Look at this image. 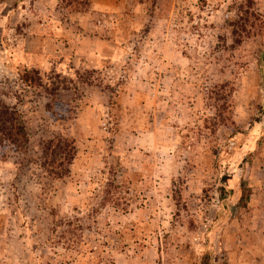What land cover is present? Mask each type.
I'll return each mask as SVG.
<instances>
[{
	"label": "rangeland",
	"instance_id": "374dc122",
	"mask_svg": "<svg viewBox=\"0 0 264 264\" xmlns=\"http://www.w3.org/2000/svg\"><path fill=\"white\" fill-rule=\"evenodd\" d=\"M263 52L264 0H0V264H264Z\"/></svg>",
	"mask_w": 264,
	"mask_h": 264
},
{
	"label": "trees",
	"instance_id": "16d2710c",
	"mask_svg": "<svg viewBox=\"0 0 264 264\" xmlns=\"http://www.w3.org/2000/svg\"><path fill=\"white\" fill-rule=\"evenodd\" d=\"M18 83V88L25 93L24 88L40 87L41 78L37 71L24 69L19 75ZM18 93L10 83L0 86V161L7 159L8 152L25 154L29 144L27 123L22 110L26 95ZM41 149V168L55 178H62L69 173L76 157V148L72 141L54 137L44 141ZM108 186L114 187L113 182L108 183ZM111 193V190L106 191V200L109 202L112 201Z\"/></svg>",
	"mask_w": 264,
	"mask_h": 264
}]
</instances>
